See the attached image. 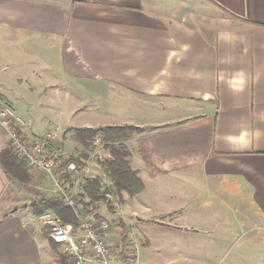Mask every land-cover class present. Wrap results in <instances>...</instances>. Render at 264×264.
Wrapping results in <instances>:
<instances>
[{"label":"crops","instance_id":"obj_1","mask_svg":"<svg viewBox=\"0 0 264 264\" xmlns=\"http://www.w3.org/2000/svg\"><path fill=\"white\" fill-rule=\"evenodd\" d=\"M5 35L57 41L65 78L85 89L88 107L118 110L82 128H134L124 144L144 182L140 197L190 200L203 181L233 193L229 209L256 210L264 231V0H0ZM0 91L18 114L27 109ZM32 126L27 133L48 132ZM2 167L0 204L11 185ZM38 220L28 208L0 216V264H61L62 246ZM255 242L264 248V238Z\"/></svg>","mask_w":264,"mask_h":264},{"label":"rangeland","instance_id":"obj_2","mask_svg":"<svg viewBox=\"0 0 264 264\" xmlns=\"http://www.w3.org/2000/svg\"><path fill=\"white\" fill-rule=\"evenodd\" d=\"M27 41L0 36V86L10 96L26 103L27 109H22L20 115L32 122L33 130L38 133L58 132V146L65 152V157L73 156L79 161L83 178H101L102 189L107 191L108 197L99 202L98 209L92 214L99 213L112 219L114 229L122 235L132 233L140 264H264V260L257 259L264 252L261 243L255 242L264 238V231L256 228L260 224L258 213L256 210L254 213L242 212L226 207L224 201L233 204L231 192L227 196L223 191L218 195L212 184L208 188L200 181L198 195L191 197L192 200L190 197V200H182V192L149 195L147 198L141 195L144 200L138 193L129 195L124 192L120 196L107 176L94 144L81 143L75 131L76 125L78 129L88 121H97L98 113L116 115L118 110L110 107L96 113L88 107L93 102L86 99L85 89L69 84L65 78L57 41ZM0 96L6 98L1 91ZM103 97L106 101L115 100L111 99L113 94L110 92ZM8 139L7 132L0 127V149L8 147ZM30 172L32 180L28 183L11 181L0 204V216L16 206L22 212L28 208L33 215L30 207L33 200L56 195L47 174L32 169ZM155 197L159 200L149 201ZM140 203L150 205L151 209H142ZM173 205L178 206L173 212L167 214L163 211ZM217 206L222 208L214 210ZM92 209L86 208L87 211ZM243 213L246 216L253 214V221L243 220ZM43 232L48 238L46 228ZM43 243L48 246L46 241ZM57 251L59 256L64 254L62 247Z\"/></svg>","mask_w":264,"mask_h":264},{"label":"built area","instance_id":"obj_3","mask_svg":"<svg viewBox=\"0 0 264 264\" xmlns=\"http://www.w3.org/2000/svg\"><path fill=\"white\" fill-rule=\"evenodd\" d=\"M28 123L8 99L0 96V127L7 132L13 153L24 159L30 169L50 177L54 193L63 198L64 206L70 207L78 219V225H74L51 211L42 214L38 221L46 228L49 239L62 246L69 264H140L131 232L122 235L114 229L112 219L82 212V169L75 162L63 169L65 152L57 144L58 132L30 134L25 130ZM92 143L102 162L113 159L111 146L102 136H96ZM67 175H71L72 183L67 181Z\"/></svg>","mask_w":264,"mask_h":264},{"label":"trees","instance_id":"obj_4","mask_svg":"<svg viewBox=\"0 0 264 264\" xmlns=\"http://www.w3.org/2000/svg\"><path fill=\"white\" fill-rule=\"evenodd\" d=\"M134 129L131 126H104L99 128H78L76 129L77 139L85 144L92 143L96 136H102L107 143H112L111 151L113 159L103 163L105 172L112 180V185L118 191L120 196L124 192L129 195H135L144 189V182L134 170L129 161L130 149L124 144V141L129 137L128 130ZM71 162L79 161L72 157H65L63 169H66ZM0 164L5 169L10 181L15 180L21 183H28L32 180V174L27 162L13 153L10 146L0 150ZM80 166V165H79ZM71 175H67V181L72 183ZM101 178L87 177L83 179V193L80 195V204L83 207L82 212L88 216L99 217L101 214L92 211L98 209L99 202L107 200V191H103ZM64 200L58 195L41 197L35 199L30 204L34 215L41 216L42 214L51 211L63 221L78 225V219L75 212L67 206H64ZM93 209L86 210V208ZM52 241V240H51ZM52 244V242H51ZM61 264H69L67 257L62 254Z\"/></svg>","mask_w":264,"mask_h":264},{"label":"water","instance_id":"obj_5","mask_svg":"<svg viewBox=\"0 0 264 264\" xmlns=\"http://www.w3.org/2000/svg\"><path fill=\"white\" fill-rule=\"evenodd\" d=\"M25 206H26V205H25ZM17 209H18V206L15 207V210H17Z\"/></svg>","mask_w":264,"mask_h":264}]
</instances>
